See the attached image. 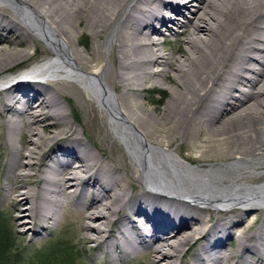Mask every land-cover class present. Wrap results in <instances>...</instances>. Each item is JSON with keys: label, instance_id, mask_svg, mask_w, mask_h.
<instances>
[{"label": "bare ground", "instance_id": "6f19581e", "mask_svg": "<svg viewBox=\"0 0 264 264\" xmlns=\"http://www.w3.org/2000/svg\"><path fill=\"white\" fill-rule=\"evenodd\" d=\"M27 62L0 78L19 227L65 222L111 260L177 264L204 238L193 264H264V0H0V73Z\"/></svg>", "mask_w": 264, "mask_h": 264}, {"label": "rangeland", "instance_id": "374dc122", "mask_svg": "<svg viewBox=\"0 0 264 264\" xmlns=\"http://www.w3.org/2000/svg\"><path fill=\"white\" fill-rule=\"evenodd\" d=\"M164 31L163 38H168L167 48L176 49L180 42L177 39L176 35H171ZM87 37V36H85ZM45 56L42 54L41 50L37 51L34 54L35 60H40ZM30 62V61H29ZM31 63V62H30ZM28 65V62L25 65H22L19 68H14L12 70H7L0 73V78L11 77L17 73H21ZM158 68V67H154ZM13 77V76H12ZM50 79V78H49ZM65 79V78H64ZM52 81V80H51ZM146 93L148 97H151L155 100L161 99V102L158 103L160 107H164L165 102L169 100V95L165 87L154 86L153 83L149 82L147 84ZM64 100V99H62ZM67 101L64 100L65 106L68 108L70 117L74 120L77 127L80 128V124L85 120V116L82 110L81 105H79L74 96L70 94ZM157 103L150 104L155 106ZM98 108V106H96ZM105 127L111 131L113 137L121 145L123 150L126 152L125 144L121 139L115 134L113 129L110 127L109 121L107 118H104ZM7 131V122L5 117H0V232L2 235L6 236L9 239V243L13 245L12 261H6L9 264L15 262L18 264H48L51 261H56V264H148L149 255L146 254V251L143 250L140 255H118L114 260H111L108 254L105 251V248L96 247L94 244H85L73 233L71 226L61 222L59 225L54 227L52 224H48L46 229H41V233H34L32 230H26L24 227H19L15 221L16 214H11L4 202V189L3 185L6 182L5 171L7 167L6 163V146H5V137ZM179 141L175 142V146ZM183 154H191L192 156H197V152L194 148L185 149L182 152ZM127 159L130 162V159L127 155ZM227 161V160H226ZM231 161V159H228ZM224 162L220 164L224 165ZM225 166V165H224ZM227 166V165H226ZM264 170V169H263ZM228 176H234V172L227 171L224 172ZM264 181V175L259 180ZM259 183V182H258ZM242 209H238L239 212ZM241 212V211H240ZM258 213L250 215V221L256 220V217H260L262 214L261 211ZM208 218L217 217L212 212L209 211L206 213ZM257 224L252 225L251 231L255 230ZM208 223L206 233L204 237L206 239L213 240L211 242H218L219 234H216V239L211 236V233L214 231L211 230V226ZM221 236V233H220ZM218 237V238H217ZM204 238H200L197 242L193 240L185 246V256L182 259H178L177 264H193L194 254L201 248V245L204 244ZM230 246L235 248V242L233 240L228 241ZM104 252V253H103ZM16 258V259H15ZM40 259L42 260L40 263ZM252 261H255V257H251ZM233 260L228 261L227 264H232Z\"/></svg>", "mask_w": 264, "mask_h": 264}, {"label": "trees", "instance_id": "16d2710c", "mask_svg": "<svg viewBox=\"0 0 264 264\" xmlns=\"http://www.w3.org/2000/svg\"><path fill=\"white\" fill-rule=\"evenodd\" d=\"M12 250H13V245L9 243V239H7L6 236L2 235L0 232V264H9L6 261H12L13 258H10L12 256ZM16 259V258H15ZM40 259V263H41ZM10 264H18L15 262H11ZM45 264V263H44ZM48 264H56V261L49 262Z\"/></svg>", "mask_w": 264, "mask_h": 264}]
</instances>
